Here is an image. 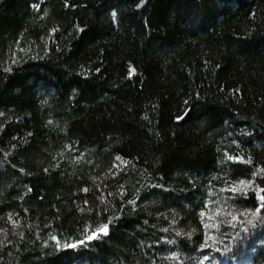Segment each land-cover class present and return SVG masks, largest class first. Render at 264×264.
<instances>
[{
  "label": "trees",
  "instance_id": "1",
  "mask_svg": "<svg viewBox=\"0 0 264 264\" xmlns=\"http://www.w3.org/2000/svg\"><path fill=\"white\" fill-rule=\"evenodd\" d=\"M262 197L264 0H0V264H264Z\"/></svg>",
  "mask_w": 264,
  "mask_h": 264
},
{
  "label": "snow or ice",
  "instance_id": "2",
  "mask_svg": "<svg viewBox=\"0 0 264 264\" xmlns=\"http://www.w3.org/2000/svg\"><path fill=\"white\" fill-rule=\"evenodd\" d=\"M262 199H264V197H262ZM233 219H235V217H233ZM99 233H103V234H107V226H104L102 227L100 230H99ZM99 233H93L92 235L88 236L87 239L88 240H92L94 238H96V236L99 234ZM54 239V238H53ZM83 243V241L81 242ZM68 247H76L75 244H70V245H67ZM205 259H207V257H205Z\"/></svg>",
  "mask_w": 264,
  "mask_h": 264
},
{
  "label": "water",
  "instance_id": "3",
  "mask_svg": "<svg viewBox=\"0 0 264 264\" xmlns=\"http://www.w3.org/2000/svg\"><path fill=\"white\" fill-rule=\"evenodd\" d=\"M183 116H184V115H183ZM183 116H182V117H183ZM182 117H181V118H182ZM181 118H179L178 121H179Z\"/></svg>",
  "mask_w": 264,
  "mask_h": 264
}]
</instances>
